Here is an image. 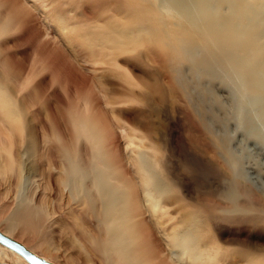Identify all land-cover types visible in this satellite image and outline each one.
I'll return each instance as SVG.
<instances>
[{
  "label": "rangeland",
  "instance_id": "374dc122",
  "mask_svg": "<svg viewBox=\"0 0 264 264\" xmlns=\"http://www.w3.org/2000/svg\"><path fill=\"white\" fill-rule=\"evenodd\" d=\"M150 15L136 0H0V25L9 19L0 28V230L11 223L14 239L55 264H121L98 246L105 235L96 210L60 180L64 147L86 156L93 145L78 133L77 120L98 110L103 117H94L116 165L142 181L141 168L153 163L171 191L166 206L146 207L141 237L155 258L261 264L264 249L239 251L234 239L264 241V121L252 107L241 119L245 113L224 86L213 89L217 102L202 103L198 79L172 71L169 53L142 30ZM181 211L210 231L197 233L194 252L181 237L188 226L178 221ZM214 232L234 240L222 242L216 256ZM0 264L28 263L0 245Z\"/></svg>",
  "mask_w": 264,
  "mask_h": 264
},
{
  "label": "bare ground",
  "instance_id": "6f19581e",
  "mask_svg": "<svg viewBox=\"0 0 264 264\" xmlns=\"http://www.w3.org/2000/svg\"><path fill=\"white\" fill-rule=\"evenodd\" d=\"M136 2L151 11L150 18L142 23V30L147 31L153 40L169 53L172 71L184 78L185 71L188 70L198 79V87L197 84L195 86L202 103L210 98L213 102H217L213 89L216 84L224 86L229 88L232 94L234 93L238 112L245 113L244 116L240 115L241 119L248 115L246 112L248 110L250 112L252 107L253 111L257 110L256 116L264 121V0H136ZM8 23L9 19H6L1 23L0 28H5ZM111 39L119 41L121 37L118 40V37L113 35ZM181 62L188 65L186 69L184 66L181 68L178 66ZM95 113L100 118L103 117L98 114V110ZM95 113H91L93 117L84 114L77 120L78 133L92 141L93 145L86 156L72 155L67 151V147H64L67 166L63 177L61 176V183L67 187L73 198L77 193H81L83 202L87 203L89 208L96 210L99 221L98 231L105 235V239L98 243L99 247L102 246L103 253L112 252L115 261L121 264H163L160 261L165 260V257L155 258L151 254L148 244L141 237V232H143L142 224L147 223L145 218L147 203L152 201L153 206H156L159 202L158 207L161 204L162 207L166 206L167 202L164 198L166 193L171 191L165 180L155 173L153 163L146 166L147 163L141 168L144 171L142 173L146 175L145 180L142 181H137L129 169L119 168L116 165L117 159L106 151L102 139L103 133L94 117ZM203 113L206 118V113ZM248 123L251 124L247 121ZM219 140L223 145L224 137L221 136ZM224 145L227 152V145ZM111 147L112 145H109V148ZM236 164V160L232 158L230 165L235 167ZM175 191L179 190L174 188L173 192ZM21 210L22 208H17L12 212L8 221H15ZM168 211L166 210V213ZM182 211L178 212L180 214L178 221L188 222L186 223L188 226L181 237L189 240V250L194 252L197 250L194 243L199 238L197 233L204 231L206 233L200 235L206 237L208 234L210 236V231L199 230L198 226L202 221L195 217L197 215H189L188 211ZM205 222L209 229L210 221ZM10 224L8 222L0 231L14 238L10 234ZM146 227L149 234L153 235V227L148 224ZM210 239L215 249L213 251L215 256L219 254L217 249L222 242L234 240L238 244L239 248L237 245L236 247L239 251L252 249L255 251L258 247L264 249V241L260 243L246 238L233 240L228 236L222 237L218 232L211 233ZM154 240L158 248L157 238L154 237ZM169 258L166 257L168 260ZM248 259L246 262L249 261ZM170 262L175 264L172 260ZM195 263H199V260ZM261 264H264V254L261 256Z\"/></svg>",
  "mask_w": 264,
  "mask_h": 264
},
{
  "label": "water",
  "instance_id": "95a60500",
  "mask_svg": "<svg viewBox=\"0 0 264 264\" xmlns=\"http://www.w3.org/2000/svg\"><path fill=\"white\" fill-rule=\"evenodd\" d=\"M0 245L16 252L29 264H55L29 250L24 244L0 231Z\"/></svg>",
  "mask_w": 264,
  "mask_h": 264
}]
</instances>
